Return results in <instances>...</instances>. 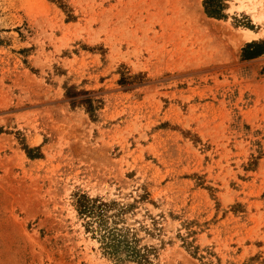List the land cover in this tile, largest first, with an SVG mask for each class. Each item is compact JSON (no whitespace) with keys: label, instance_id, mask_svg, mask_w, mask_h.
Listing matches in <instances>:
<instances>
[{"label":"rangeland","instance_id":"obj_1","mask_svg":"<svg viewBox=\"0 0 264 264\" xmlns=\"http://www.w3.org/2000/svg\"><path fill=\"white\" fill-rule=\"evenodd\" d=\"M0 264H264V0H0Z\"/></svg>","mask_w":264,"mask_h":264},{"label":"trees","instance_id":"obj_2","mask_svg":"<svg viewBox=\"0 0 264 264\" xmlns=\"http://www.w3.org/2000/svg\"><path fill=\"white\" fill-rule=\"evenodd\" d=\"M214 8H215L214 11L213 10L211 11L208 8V4H207V6L205 8V11H206L207 15L213 16V17L214 16L217 17L221 8H219V9H216V7H214ZM80 208H81V212L82 213H84V214H92L93 213V209H94V204H91L90 201H86L85 200V201H83V202L80 203Z\"/></svg>","mask_w":264,"mask_h":264},{"label":"bare ground","instance_id":"obj_3","mask_svg":"<svg viewBox=\"0 0 264 264\" xmlns=\"http://www.w3.org/2000/svg\"><path fill=\"white\" fill-rule=\"evenodd\" d=\"M253 38V34L246 33L245 40L250 41Z\"/></svg>","mask_w":264,"mask_h":264},{"label":"crops","instance_id":"obj_4","mask_svg":"<svg viewBox=\"0 0 264 264\" xmlns=\"http://www.w3.org/2000/svg\"><path fill=\"white\" fill-rule=\"evenodd\" d=\"M250 34H251V33H250ZM253 35H255V34H253ZM255 36H256V35H255ZM254 38H255V37H254ZM252 39H253V38H252ZM252 39H251V40H252ZM251 40H250V41H251Z\"/></svg>","mask_w":264,"mask_h":264}]
</instances>
